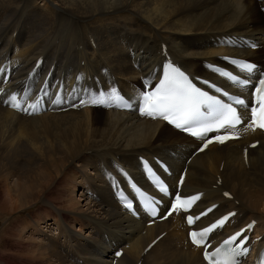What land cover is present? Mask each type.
Wrapping results in <instances>:
<instances>
[{"label": "bare ground", "instance_id": "obj_1", "mask_svg": "<svg viewBox=\"0 0 264 264\" xmlns=\"http://www.w3.org/2000/svg\"><path fill=\"white\" fill-rule=\"evenodd\" d=\"M263 34L255 0H0V64L16 75L43 55L25 92L53 65L50 79L65 92L115 88L135 97L140 79L159 75L161 42L189 73L211 75L205 61L231 50L264 64ZM224 37L248 38L257 48L225 47L218 40ZM255 139L244 159L242 149ZM195 145L130 112L83 108L24 117L0 106V205L6 217L27 212L11 229L17 255L9 252L0 264H108L112 244L125 242L116 264H204L200 249L183 241L177 219L144 226L110 196L122 171L136 168L137 155L167 159L174 183ZM225 189L237 205L225 201L213 214L236 210L226 232L256 219L264 245V136L257 131L188 162L182 190L202 191L198 207L218 202L216 190Z\"/></svg>", "mask_w": 264, "mask_h": 264}, {"label": "snow or ice", "instance_id": "obj_2", "mask_svg": "<svg viewBox=\"0 0 264 264\" xmlns=\"http://www.w3.org/2000/svg\"><path fill=\"white\" fill-rule=\"evenodd\" d=\"M227 59V58H226ZM233 64L239 65L241 71L252 73L254 71H259L257 66L251 62L243 60H233ZM220 74L224 77H227L233 83L240 86H248L250 80L241 79L239 76L232 74L229 71H221ZM206 85H210L212 88H215L217 92L221 91L218 86L211 84L209 81H204ZM254 89V100L251 105L244 99L238 97H232V100L235 105L242 106L247 108L250 115L249 127L255 130L256 127L264 129V73H261V78L258 83L253 85ZM46 92V90H45ZM224 95H229L227 92H224ZM108 97L115 101H123L124 98L121 95H118V90L115 88L109 90H100L98 92L99 98H92L91 103L93 105H104L105 97ZM140 100L142 105H138L139 112L141 115H146L152 118H163L168 121L170 124H174L176 128L183 129L184 131H189L194 124H199L201 131L193 132L194 136H206L207 133L211 131H219L220 129H230L235 128L237 125H240L243 122L242 116L238 113L237 107H233L232 104L223 103L214 95H210L208 91H203L199 87L195 86L189 78L181 72L179 69L171 67L170 72L166 73L164 78L160 80L159 84L154 88V90H146L141 93ZM11 106L16 109H21L20 103L16 102L17 97L15 95L10 97ZM9 101H5L8 103ZM38 104L29 105V107L36 111L38 110ZM81 104H84V101H81ZM125 107H132L130 101H125ZM23 111H28V108L22 109ZM206 117H212L208 120ZM234 138L227 131L224 135H216L212 138L207 139V142L202 146L200 151H203L204 148H207L208 144L213 141L224 143L228 139ZM255 147V145H252ZM161 167L167 171V166L161 164ZM145 171L146 174L153 177L154 186L159 187V191L163 193L168 192L167 186L164 185L161 177L155 173L154 169L145 162ZM126 175V174H125ZM182 182V181H181ZM137 198H143V207L150 211L152 216L157 214V201L155 197L144 192L135 184L132 185ZM228 193H225V196H228ZM199 196H192L182 200L181 195L177 193L174 197V202L171 204L170 209L167 215H172L173 212L181 210L183 204H190L197 200ZM122 199L125 201L124 206L129 210H134V204L131 199L122 194ZM215 207V206H213ZM187 211V209H183ZM212 209H208L206 212L200 214V216L193 217L187 216V223L192 225L196 220H199L201 216H205L208 212H211ZM165 217L161 218H167ZM235 215L234 213H229L219 220L215 221L211 226L197 232L192 231L189 233L191 241L194 245H201L206 242L207 234L212 232L214 229L223 227L226 221H228L230 216ZM248 228H251L252 225H248ZM244 229L240 232L235 233L228 239L224 240L220 247L216 248L214 252H209L205 250L204 257L209 261V264H236V258L241 255H247L249 249L244 247V241L238 238L241 237L244 233ZM199 237V238H198ZM246 239V237H245ZM236 242L235 247H228L225 252V258L223 261L217 259L226 246H231ZM120 253H117L119 255ZM259 264H264V259H262Z\"/></svg>", "mask_w": 264, "mask_h": 264}, {"label": "rangeland", "instance_id": "obj_3", "mask_svg": "<svg viewBox=\"0 0 264 264\" xmlns=\"http://www.w3.org/2000/svg\"><path fill=\"white\" fill-rule=\"evenodd\" d=\"M30 209L31 208H28V211ZM25 214H27V212L22 211L19 213H14V216L6 217L5 209L3 210V207L0 205V258L2 256H6L7 254H9V252V255L11 256L17 255L18 249L14 246L15 243L13 242V239L10 236L12 234L11 229L16 226V222L18 223V221L20 220L19 218H22ZM67 241L68 240H65L64 242L67 244Z\"/></svg>", "mask_w": 264, "mask_h": 264}]
</instances>
